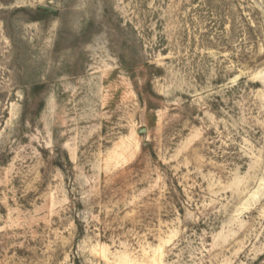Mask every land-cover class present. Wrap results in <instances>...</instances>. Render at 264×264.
<instances>
[{
	"label": "rangeland",
	"instance_id": "1",
	"mask_svg": "<svg viewBox=\"0 0 264 264\" xmlns=\"http://www.w3.org/2000/svg\"><path fill=\"white\" fill-rule=\"evenodd\" d=\"M0 264H264V0H0Z\"/></svg>",
	"mask_w": 264,
	"mask_h": 264
}]
</instances>
